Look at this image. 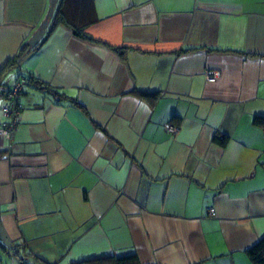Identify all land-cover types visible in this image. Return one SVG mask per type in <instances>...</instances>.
<instances>
[{
	"label": "crops",
	"instance_id": "crops-1",
	"mask_svg": "<svg viewBox=\"0 0 264 264\" xmlns=\"http://www.w3.org/2000/svg\"><path fill=\"white\" fill-rule=\"evenodd\" d=\"M0 71V264H253L264 0H0Z\"/></svg>",
	"mask_w": 264,
	"mask_h": 264
},
{
	"label": "built area",
	"instance_id": "built-area-1",
	"mask_svg": "<svg viewBox=\"0 0 264 264\" xmlns=\"http://www.w3.org/2000/svg\"><path fill=\"white\" fill-rule=\"evenodd\" d=\"M205 77L207 81H214L218 77L216 71H205ZM25 81L19 79L5 92L6 102L1 107L2 120L0 122V137L10 139L18 124V115L20 110L19 98L23 91ZM167 129L171 133L177 132L178 128L173 123H168ZM207 213L211 215L213 209H208Z\"/></svg>",
	"mask_w": 264,
	"mask_h": 264
},
{
	"label": "trees",
	"instance_id": "trees-1",
	"mask_svg": "<svg viewBox=\"0 0 264 264\" xmlns=\"http://www.w3.org/2000/svg\"><path fill=\"white\" fill-rule=\"evenodd\" d=\"M58 17L59 16L57 15L55 22L59 19ZM78 35L82 37H86V35H84L81 32L80 33L78 32ZM16 62H17L16 59L12 60L11 62L7 63V65H5V68L9 65L11 66L14 65ZM1 72L2 71H0V73ZM140 94L142 97H146V98H153L156 96V94H151L146 92H141ZM254 123L259 126H264V116L256 115L254 117ZM214 139L217 142L224 144L226 141V136L215 135ZM246 253L248 258L253 264H264V236H262L256 243H254L251 247H249L246 250ZM22 264H26V263L23 262ZM84 264H140V263L135 254H129L125 256L103 257L96 260L86 261Z\"/></svg>",
	"mask_w": 264,
	"mask_h": 264
}]
</instances>
